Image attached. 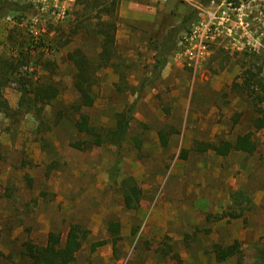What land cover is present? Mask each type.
Segmentation results:
<instances>
[{
	"label": "rangeland",
	"instance_id": "1",
	"mask_svg": "<svg viewBox=\"0 0 264 264\" xmlns=\"http://www.w3.org/2000/svg\"><path fill=\"white\" fill-rule=\"evenodd\" d=\"M3 1L0 57L9 65L27 56L18 76L60 92L41 122L33 112H0V264H27L25 242L45 244L50 231L65 238L73 223L90 229L73 264H255L264 247V128L255 130L252 104L233 83L250 64L264 63V0H116L117 46L107 64L98 23L110 16L103 11L76 0ZM40 40L45 46L31 48ZM78 50L91 62L92 107H78L69 58ZM19 86L2 87L13 108ZM132 103L123 144L73 145L89 141L75 125L81 113L111 127ZM252 130V153L194 148ZM128 177L142 190L134 209L124 202ZM234 191L250 200L237 202ZM110 220L121 222L116 250ZM236 241L242 252L219 262L215 244Z\"/></svg>",
	"mask_w": 264,
	"mask_h": 264
},
{
	"label": "trees",
	"instance_id": "2",
	"mask_svg": "<svg viewBox=\"0 0 264 264\" xmlns=\"http://www.w3.org/2000/svg\"><path fill=\"white\" fill-rule=\"evenodd\" d=\"M209 1V0H208ZM84 6V9L100 10L110 16L108 19H103L98 23V32L102 36L101 40V59L105 63H109L116 48V23L111 20L114 14L117 1L116 0H76ZM4 1L0 0V7ZM197 16V12L193 11L185 20L184 24L192 21ZM32 46V45H31ZM30 46V47H31ZM40 46H45V42L40 40L35 44L33 49ZM24 51L21 49L20 54ZM69 58L74 62L77 72L74 76V86L79 94L78 107H92L96 103V95L93 91L94 77L90 72L91 62L85 53L78 50L69 54ZM5 61L0 57V112L6 116L12 113H31L33 112L36 119L43 121L44 106L49 104L53 99L59 96V86L53 83L38 82L28 79L27 77H19V66L27 62L26 57H19L17 63ZM166 60H162L164 66ZM114 65V64H113ZM256 63L244 68L239 75L240 81L233 83V89L238 91L242 96H245L252 104L254 116L252 123L255 130L264 128V63L255 66ZM255 67H257L255 69ZM18 81L20 84L19 91L21 93L19 102L16 108H13L8 99L2 92V87L11 81ZM135 103H132L115 113V124L111 127H98L91 123L90 116L81 113L77 118L75 125L80 133L89 137V141L81 143L76 141L73 143L77 148H86L88 143L101 146L105 143H111L120 146L126 141L129 133L131 120L133 119ZM160 140L163 145L168 144V136L164 131L159 132ZM195 150L199 152L215 151L217 154L226 156L232 151H241L252 153L257 150L258 144L254 138V131H248L243 134H238L232 139H222L216 143L213 141L196 142ZM188 149H184L183 155L186 156ZM142 190L134 178L128 177L124 181V202L129 209H134L138 206L141 200ZM232 196L237 202L242 203L245 196L243 191H234ZM250 200V198H248ZM136 232V229L133 231ZM109 241L113 244L114 249L122 239L121 222L118 220H110L108 222ZM90 235V229L81 223H73L69 227L66 237L63 238L62 233L50 231L45 244H38L32 241L24 243L21 251V258L27 264H73L77 258V253L83 247L85 241ZM108 240L95 241L92 244L93 250L104 245ZM215 256L219 262L228 260L242 252L240 244L236 241L230 245L215 244ZM255 264H264V247L260 248ZM237 264H244L242 258Z\"/></svg>",
	"mask_w": 264,
	"mask_h": 264
},
{
	"label": "built area",
	"instance_id": "3",
	"mask_svg": "<svg viewBox=\"0 0 264 264\" xmlns=\"http://www.w3.org/2000/svg\"><path fill=\"white\" fill-rule=\"evenodd\" d=\"M157 1H159V2H161V3H165V2H167L168 0H157ZM237 6V5H236ZM207 28V27H206ZM196 32H197V30L196 31H194V35H196Z\"/></svg>",
	"mask_w": 264,
	"mask_h": 264
},
{
	"label": "crops",
	"instance_id": "4",
	"mask_svg": "<svg viewBox=\"0 0 264 264\" xmlns=\"http://www.w3.org/2000/svg\"><path fill=\"white\" fill-rule=\"evenodd\" d=\"M122 1H123V0H122ZM156 1H157V0H156ZM74 2H75V1H74ZM158 2H159V1H158ZM124 3H125V2L123 1V2H122V5H123Z\"/></svg>",
	"mask_w": 264,
	"mask_h": 264
}]
</instances>
